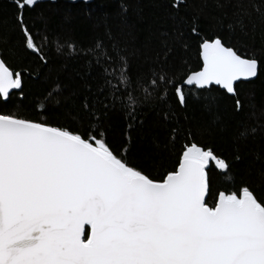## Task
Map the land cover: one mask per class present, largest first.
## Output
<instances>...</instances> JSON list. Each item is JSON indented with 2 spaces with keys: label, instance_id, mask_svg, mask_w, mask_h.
Masks as SVG:
<instances>
[{
  "label": "snow or ice",
  "instance_id": "snow-or-ice-1",
  "mask_svg": "<svg viewBox=\"0 0 264 264\" xmlns=\"http://www.w3.org/2000/svg\"><path fill=\"white\" fill-rule=\"evenodd\" d=\"M6 2L12 13L0 16V264H264V195L245 182L228 189L234 178L226 156L188 130L170 169L155 171L150 162L159 156L151 149L141 150L142 163L129 159L137 150L133 133L138 137L145 125L144 108L152 100L167 104L170 90L185 107V86L205 92L217 86L241 112L237 84L264 75V44L259 54L255 44L241 53L220 34L202 35L200 12L181 15L188 0H169L168 6L175 35L199 40L201 67L179 83L163 67L133 72L128 56L102 40L87 49L57 41L58 52L66 47L70 57L87 58L100 79L93 84L89 71L79 109L60 112L62 122L52 123L48 102L61 109L76 95L62 98L68 89L59 83L37 105L36 118L7 107L14 90L24 98V74L32 75L13 62L34 55L47 66L48 38L38 44L39 31L34 35L35 24L25 16L40 0ZM215 8L220 32L264 33V0H215ZM192 99L204 100L209 111L216 102L203 93ZM116 111L126 121L119 134L109 123ZM161 118L168 123L175 114L169 110ZM180 131L171 128L164 150L175 151ZM257 134L256 127L243 128L238 140ZM257 160L264 163V146ZM213 173L223 190L214 191Z\"/></svg>",
  "mask_w": 264,
  "mask_h": 264
},
{
  "label": "trees",
  "instance_id": "trees-1",
  "mask_svg": "<svg viewBox=\"0 0 264 264\" xmlns=\"http://www.w3.org/2000/svg\"><path fill=\"white\" fill-rule=\"evenodd\" d=\"M188 4V8H181V15L200 12L202 35L220 34L227 44L235 46L241 53L255 44L259 54L264 44V33L259 28L249 35L220 32L214 20L215 0H188ZM168 5L169 0H88V3L84 0H40L34 9L26 11L25 16L30 25L35 24L34 35L39 31V35L35 36L38 44L45 43V36L48 38L43 48L48 64L42 65L34 55H26L13 62L18 70L29 69L32 75L24 74V98L21 99L19 91L14 90L15 94L7 107H19L24 114L36 118L37 105H43L47 92L59 83L62 88L68 89L62 93V98L71 97L73 92L76 95L61 109L53 108L48 102L50 122H62L60 112L79 109L81 97L86 94L84 88L88 72L93 73L92 83L95 84L100 79L99 70L94 67L90 69L87 58L83 56L70 57L66 47L58 52L57 41L65 45L75 43L77 49H87L93 47L98 39L102 40L107 48L114 46L128 56L133 72L150 73L163 67L169 76L175 74L179 83L189 71H197L201 67L199 40H181L175 35L174 17ZM124 8H127V12L123 11ZM11 13L6 0H0V16L10 19ZM13 38L18 41L19 34L13 33ZM165 43L171 52H167ZM165 55L166 64L163 63ZM237 87L244 103L239 113L234 109V99L217 86H213L210 92L185 86V92L190 94L185 107L179 105L173 90L169 91L167 104L152 100L144 108L145 125L137 128L139 136L133 133L137 150L129 154V159L142 163L141 150L151 149L159 156V159L150 162L155 171L170 169L176 161L179 145L184 142L185 133L190 130L196 142L214 147L218 154L226 156L233 164L234 179L226 182L229 190L245 182L252 185L257 194L264 195V179L260 176L264 163L257 160L264 146V131H260L264 128V75L254 83L238 82ZM199 93L216 98L211 111L204 100L192 99V95ZM136 95L141 94L137 92ZM169 110L175 114V119L166 123L161 117L163 112ZM109 123L117 134L126 126L124 116L119 111L110 113ZM172 127L181 130L177 147L175 151L164 150L163 144L167 142ZM252 127H256L259 134L247 140H238L243 128ZM153 138L161 144V149H155ZM236 154L242 156L241 161L234 160ZM213 188L214 191L218 188L223 190L215 173Z\"/></svg>",
  "mask_w": 264,
  "mask_h": 264
},
{
  "label": "water",
  "instance_id": "water-1",
  "mask_svg": "<svg viewBox=\"0 0 264 264\" xmlns=\"http://www.w3.org/2000/svg\"><path fill=\"white\" fill-rule=\"evenodd\" d=\"M187 87V86H186Z\"/></svg>",
  "mask_w": 264,
  "mask_h": 264
}]
</instances>
